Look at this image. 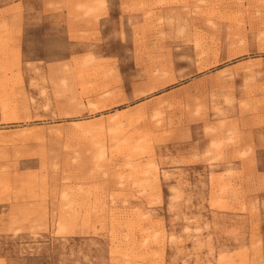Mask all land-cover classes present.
I'll use <instances>...</instances> for the list:
<instances>
[{
	"label": "rangeland",
	"instance_id": "374dc122",
	"mask_svg": "<svg viewBox=\"0 0 264 264\" xmlns=\"http://www.w3.org/2000/svg\"><path fill=\"white\" fill-rule=\"evenodd\" d=\"M0 264H264V0H0Z\"/></svg>",
	"mask_w": 264,
	"mask_h": 264
},
{
	"label": "bare ground",
	"instance_id": "6f19581e",
	"mask_svg": "<svg viewBox=\"0 0 264 264\" xmlns=\"http://www.w3.org/2000/svg\"><path fill=\"white\" fill-rule=\"evenodd\" d=\"M168 175V174H167Z\"/></svg>",
	"mask_w": 264,
	"mask_h": 264
}]
</instances>
